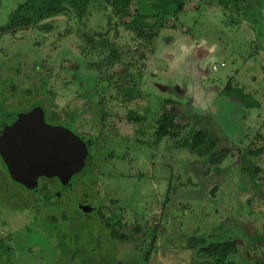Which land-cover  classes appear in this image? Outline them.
<instances>
[{
  "label": "rangeland",
  "instance_id": "obj_1",
  "mask_svg": "<svg viewBox=\"0 0 264 264\" xmlns=\"http://www.w3.org/2000/svg\"><path fill=\"white\" fill-rule=\"evenodd\" d=\"M25 1L0 0V27L16 6ZM205 2L192 3L190 11L168 21L177 29L162 30L154 52L145 49L140 40H135L134 33L123 27V22L131 24L129 14L133 15L135 8L119 3H116L119 12L114 15L111 6L104 9L99 2H91L80 23L73 18L67 23L62 16L51 17L48 21L52 22L53 30L46 34L38 26L20 29L14 35L0 32V67H4L1 64L9 61V57L19 60L14 64L20 69V74L14 76L19 85L17 94L31 90L33 95L35 91L37 99L47 101L45 104L55 99L59 109L69 102V110L81 112L80 132L91 135L90 122L96 125L102 119L108 122L110 127L105 125L108 141L103 140L110 144L106 152L117 155L120 144L129 148L125 149L127 161L116 163L117 167L109 162L97 171L91 183L95 182L97 198H106L103 205L111 208H101L102 219L121 222L124 226L121 232L127 235L137 225L143 231L149 230L142 234L141 241L111 248L113 242L110 245L105 237L108 231L95 224L86 235V243L81 246L79 240V251L84 254L76 251L77 262L72 263L69 254L61 256L59 246V231L65 227L56 222V226L52 225L47 215L64 212L70 216L78 197L82 198L87 190L86 172L82 178L73 176L69 189L52 183L51 190L60 201L44 200L48 208L38 209L33 192L14 183L0 163V264H110L108 259L112 256L126 264H189L193 258L197 259L185 247L187 239L193 236L211 241L240 239L243 249L237 264H250L255 256L264 254V239L258 245L249 240L264 236V188L249 183L241 170L238 153L253 147L250 143L257 133L264 139V21L261 15H256L258 10L264 12V0L248 1V18L237 26L217 9L208 6L200 9ZM45 4L46 8L59 9L73 4V0H48ZM253 14L256 22L250 20ZM245 23L249 27L242 29ZM89 38L94 42L106 40L109 47L106 51L100 45L94 48ZM197 47L200 52H194ZM109 51L115 52L116 61L110 59ZM140 51L145 56L141 61ZM141 64L144 68L139 77L136 69ZM7 75L13 76L1 72L0 92L8 85L2 79ZM228 83L250 95L251 107L223 94ZM120 85L131 87L126 89L139 93L138 96L123 103L118 93ZM102 94L109 95L111 100L85 112L83 97L90 95L98 102ZM166 100L172 103H164ZM12 106L8 113L13 114ZM102 109L112 115L103 117ZM4 111L5 108H0V112ZM164 112L175 115L184 132L198 117L197 123L203 127L209 120L220 148H229L232 153L221 165L220 174L213 171L207 160L185 150L175 151L173 146L178 138L153 143L155 119ZM129 114L147 118L145 123L137 124L143 125V137L136 135L138 127L134 118H128ZM138 139L148 144L140 146ZM256 143L259 146L261 141ZM250 159L264 174V154ZM44 181H39V185ZM110 200H116L117 205H111ZM83 209L89 211V207ZM91 218L87 220L89 226ZM155 227L163 234L154 233ZM74 234L75 230L71 234L73 240ZM151 242L153 249L145 262L147 245Z\"/></svg>",
  "mask_w": 264,
  "mask_h": 264
},
{
  "label": "trees",
  "instance_id": "obj_2",
  "mask_svg": "<svg viewBox=\"0 0 264 264\" xmlns=\"http://www.w3.org/2000/svg\"><path fill=\"white\" fill-rule=\"evenodd\" d=\"M196 1L200 0H73V4L64 6V8L55 9L52 7L48 8L49 6L46 8L45 3H47L48 0H26L25 2L16 6V8L10 14L8 20L0 27V32H9V35H14L15 32L20 29H36L38 26L39 30L46 34L53 30L52 22L48 21V19L51 17L62 16L64 19H66L67 23L70 22L69 20L71 18H73L77 23H80L81 18L84 16L91 2H99L100 4L104 5V9L108 6H111L114 9V15H117L119 12V8L116 6V3H119L124 7L127 5H133L135 8L133 15L129 14L132 19L131 24L128 25L123 22V27H125V29H127L129 32L134 33L136 38L135 40H140V42L143 43V47L145 49H149L151 52H154L156 47L155 43L159 38L160 32L166 28H171L173 30L177 29L174 24H168V21L177 18V15L180 13L191 10V4L195 3ZM203 1H206L205 3L209 6L220 9V11H222L231 19L236 18V20L240 23L241 21H244L247 16L246 4L250 0ZM250 20L255 22L257 21L255 17H252ZM250 26L252 28V25ZM250 31H252V29H250ZM89 41L92 43L94 48L100 45L99 47L102 49V51L107 50L106 47L108 46V43L106 40L104 41L100 39L98 42H94L92 38H89ZM139 53L140 55L138 54V56L141 61L145 56H143L142 51ZM109 55L110 59L116 61L117 56H115L114 51H109ZM7 60L9 61L4 62V67L0 68V76L1 72H6L7 74L11 73L13 76L7 75L6 78L1 77L3 82L8 83V85L6 88H2V91L0 92V108H5L4 112H0V121L5 115L9 114L8 112L12 105L13 108H11L10 111L17 113L28 109L29 106L35 104L36 102L33 100L34 98L29 97L32 93L31 90H28V92L23 95L17 94L19 85L15 83L14 76L20 74V71L17 72L16 69L19 70V67L18 65L14 67V64H18L19 60L14 56L9 57ZM6 64H9V67ZM10 65L13 67L11 68ZM143 68L144 64H141V66L136 69L139 77H142ZM222 92L227 97L238 99L247 108L251 107L252 105L250 95L243 93L241 88L239 89L238 87H232L228 83V85L223 88ZM118 93L121 96V101L125 104L131 101L133 97H137L139 94L131 90L128 91L123 89H121ZM164 103L172 102L171 100H166ZM23 107H26V109L21 110ZM130 117L135 119L134 124H136V127H138L135 130L136 135L139 134L143 137L144 131L142 130V124L146 122L147 118L137 116V114H134V117L132 114H129L128 118ZM197 119L194 121V123H192V125H190L189 129L184 132V129H181L183 127H180L178 123H176L175 115L169 112H164L162 115H160V117L155 119L156 127L152 135L154 141L153 143L157 145L158 142L160 143V141L163 139L178 138V141L174 142L175 147L173 146L175 151L180 149L185 150L196 158L203 159L204 161L207 160V162H209V166L213 167V171L216 174H220L222 172L221 165L229 160L230 155H232L231 149L220 148V142L214 137L213 129H211L212 126H210V123H208L209 120L206 119V122L204 123L205 127H203L201 124L198 125ZM60 122L61 125L69 128V125L65 124L66 120L63 117L60 118ZM140 123H142L141 126L137 125ZM260 141L261 144L258 146V143L256 142ZM137 142H139V145L143 147L148 144L147 142L139 139ZM250 145L253 147L247 148L244 152L238 150L239 160L242 163L241 170L248 177L249 183H252L253 186H261L264 188V174H262L263 170L256 166V164L250 159L251 157L259 158L264 154L263 137L257 133L255 140L251 141ZM87 158L88 157L86 153L85 159ZM0 163L4 168V172L8 174L5 164L1 158ZM107 163L108 162H85L82 170L78 174L74 175V178L76 176L82 178L85 174L84 172H86L88 184L86 185L87 190L83 194V197H78L75 208L70 216L64 212L60 214L49 212V215H47L48 221H50L52 225L56 226L55 224L59 223L61 226L65 227V230L60 229L59 231L61 236L59 246L61 247V256L64 257L66 254H69L68 258L71 259L72 263L77 262L75 261V257L77 256L76 251L80 252V255L84 254L83 250L79 251V249L86 243V235L91 231L95 224H99L103 230L108 231V233L105 234V237L109 241L110 245L113 242L111 248H114L116 245H120L122 243L129 244L141 241L142 234L148 233L149 231H143V228L137 225L135 228L128 230L133 236L127 235L121 232V229L124 227L121 222H113V220L102 219L100 215L101 208L108 207L110 210L111 208L110 206L103 205V203L106 201V198H97L96 192L93 188L95 182L91 183V180L96 177L97 171L100 172L102 168H105L108 165ZM51 185L52 181L50 179H45L44 183L38 186V189L32 191V194L36 196V198H34V202L35 205L39 207L38 209H42L41 206L48 208L43 204L44 200L46 201L50 198H56L57 201H60L61 198L59 196L56 197L55 191L52 192ZM215 190L216 189L214 188L211 192H214ZM165 196L166 201H168V192ZM110 204L117 205V201L110 200ZM164 204H166V202ZM30 207L31 205L28 207V209H30ZM84 207H89V211L83 209ZM91 216L93 217L91 218ZM88 218H91L92 223L90 226L87 222ZM88 226L90 227V230L86 232L85 230ZM52 228L53 226L51 229ZM74 230L75 239L73 240L71 234ZM153 232H160L163 234L156 227L153 229ZM263 239L264 236H253L249 240L252 241V244L258 245L262 243ZM79 240H82L81 246L78 245ZM69 245H72L71 249H69ZM73 246H75L74 250ZM152 247V242L151 244L147 245V250L144 257L145 262L148 261L151 249H153ZM185 247L187 250L192 251L197 257V259L193 258L189 264H237L243 249V245L240 244V239L235 237L211 241L210 239H207L203 236H193L187 239ZM256 249L257 247H253V250ZM53 251H56V247H54ZM108 261L110 264H126L116 259L115 256L110 257ZM251 262L252 263L250 264H264V254L261 256H255Z\"/></svg>",
  "mask_w": 264,
  "mask_h": 264
},
{
  "label": "water",
  "instance_id": "obj_3",
  "mask_svg": "<svg viewBox=\"0 0 264 264\" xmlns=\"http://www.w3.org/2000/svg\"><path fill=\"white\" fill-rule=\"evenodd\" d=\"M200 49L197 47L194 52ZM85 155L82 142L62 128L45 124L39 108L3 118L0 158L10 178L28 190L38 189L42 179L69 189L72 177L84 167Z\"/></svg>",
  "mask_w": 264,
  "mask_h": 264
},
{
  "label": "flooded vegetation",
  "instance_id": "obj_4",
  "mask_svg": "<svg viewBox=\"0 0 264 264\" xmlns=\"http://www.w3.org/2000/svg\"><path fill=\"white\" fill-rule=\"evenodd\" d=\"M200 1H202V0H200ZM261 1H263V0H261ZM261 4H258V5H261ZM206 6L211 7L213 9H217L223 17H226V18L228 17L222 11H220V9L215 8L213 6H209L206 3H204L203 6L200 7V9H202V8L205 9V8H207ZM259 11H260V13H259ZM257 14L259 16L261 15L260 18H262L263 21H264V12H262L261 10H258L256 15ZM256 15H254V17ZM247 16H246V18H248ZM228 19L230 20L232 25H235V26L239 25V22L235 18L231 19L230 17H228ZM248 27H249V25L247 23H245L244 27H242V29L248 28ZM243 36L246 38L245 35H243ZM4 62L1 64V66L4 65ZM6 65L9 66V64H6ZM16 70H17V72L20 71V69L19 70L16 69ZM124 72H125V68L123 69V74H124ZM121 77H122V74H121ZM121 80H123V78H121ZM76 81L78 83L80 82V78H79L78 74L76 75ZM121 82H123V81H121ZM126 88H127L126 85H120L118 87L119 91L121 89H123V90L131 89V87L127 88V89ZM76 93L78 94V90H77ZM29 97L30 98H34L33 100L36 101V102L34 101L35 104L29 106L28 109H26L24 111H20V112H17V113L14 112L13 114L9 113V114H7L5 116H15V115H18V114H24V113H28V112L32 111L33 109L39 108V109H41V111L43 113V120H44L45 124H47L48 126L54 127V128H62L64 130H66V131H69V132L71 131L70 133L74 137H76V139H78V141L82 142V144L84 145V147L86 149V153H87V157H88L87 159L84 160V162H96V163L97 162H108V163L109 162H114L115 166H116V163L117 164H123L125 161H127L126 158H125V154L127 152L125 149L129 150V148H127V146L124 148V146H122L124 144H120L119 151H118V153L116 155V154H113V153L109 154L108 152H106L108 150L109 145H110V144H108L109 142L108 143H105V142L103 143V140H105V139L108 141V138H107L108 135L106 134L107 131H108L106 129L108 127H106L105 125L109 126V124H108V122H106V121H104L102 119V116L104 117V116L112 115L111 111H108V110H105V109H102L100 111V114L102 115L101 116L102 121H99L97 125L94 122H90L89 123V128L92 129L93 131H91L92 132L91 135H88V134H90V132L89 133H84V132H80L79 131L80 125L78 124L79 123L78 119L81 116V112L78 111V109L69 110L68 109L69 102L67 103V105L65 107H62L61 109H59L58 105L55 104L57 102V101H55V99L53 101L48 102V103L45 104L44 101H46V100L44 98L37 99L35 91H34V94L30 95ZM83 100H84L83 107L85 106V108H86L85 112H92L93 110H95V108L99 104H105V103H107L108 100H111V97L109 95H103L102 94V95H99V101L95 102V101H93L91 99V96L88 95L85 98L83 97ZM81 110L83 111V109H81ZM115 115H117V113ZM61 117H63L66 120L65 124L66 125L68 124L69 128H66V127H64L63 125L60 124L61 123L60 122V118ZM2 121H3V119L0 121V126H1ZM84 123H85V121H84ZM100 142L102 144H104V146L99 145L98 143H100ZM114 155L116 157H114Z\"/></svg>",
  "mask_w": 264,
  "mask_h": 264
},
{
  "label": "crops",
  "instance_id": "obj_5",
  "mask_svg": "<svg viewBox=\"0 0 264 264\" xmlns=\"http://www.w3.org/2000/svg\"><path fill=\"white\" fill-rule=\"evenodd\" d=\"M249 31V30H248ZM215 50V49H214Z\"/></svg>",
  "mask_w": 264,
  "mask_h": 264
}]
</instances>
